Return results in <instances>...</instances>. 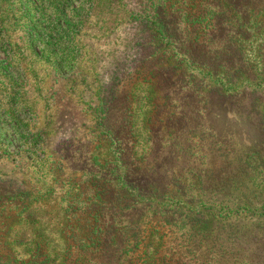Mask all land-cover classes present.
I'll return each instance as SVG.
<instances>
[{
	"label": "trees",
	"instance_id": "16d2710c",
	"mask_svg": "<svg viewBox=\"0 0 264 264\" xmlns=\"http://www.w3.org/2000/svg\"><path fill=\"white\" fill-rule=\"evenodd\" d=\"M133 2L153 50L57 151L60 197L0 188V264H264V0Z\"/></svg>",
	"mask_w": 264,
	"mask_h": 264
},
{
	"label": "rangeland",
	"instance_id": "374dc122",
	"mask_svg": "<svg viewBox=\"0 0 264 264\" xmlns=\"http://www.w3.org/2000/svg\"><path fill=\"white\" fill-rule=\"evenodd\" d=\"M136 8L133 0H0V188H35L44 199L51 186L61 196L74 175L57 151L91 142L96 92L153 50L132 20ZM222 130L226 142L237 139L238 130Z\"/></svg>",
	"mask_w": 264,
	"mask_h": 264
}]
</instances>
